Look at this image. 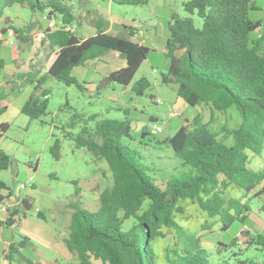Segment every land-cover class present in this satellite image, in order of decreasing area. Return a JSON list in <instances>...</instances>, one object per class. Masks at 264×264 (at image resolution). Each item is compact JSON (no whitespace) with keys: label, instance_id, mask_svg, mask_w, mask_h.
Here are the masks:
<instances>
[{"label":"trees","instance_id":"trees-1","mask_svg":"<svg viewBox=\"0 0 264 264\" xmlns=\"http://www.w3.org/2000/svg\"><path fill=\"white\" fill-rule=\"evenodd\" d=\"M110 1L121 6H141L148 0ZM14 4L25 5L32 12L46 11V18L55 20L58 26L53 31L45 27L39 32L44 34L42 45L49 49L42 68L36 67L31 59L28 70L17 75L24 84L18 87L19 92L32 86L33 93L20 108V113L31 120L46 115L48 90L43 86L48 80L83 90L71 75L72 69L114 52L124 58L125 66L110 72L99 85L117 84L126 88L149 54L147 46L135 41L138 28L132 25L123 26V34H112L105 32L98 21L95 33L81 39L72 25V7L63 0H0V21L5 8ZM182 10L195 15L201 26L196 27L190 17L170 14L163 49L169 63L161 74V82L174 85L176 96L187 106L206 107L209 120L204 122L197 112L191 121L184 119L163 142L191 172L158 183L151 173L159 171L144 164L145 157L120 141L122 137L131 138L128 119L95 121L96 115L72 113L63 128L64 137L76 149H85L94 161H104L112 185L99 193L98 209L94 212L80 208L77 203L68 204L72 213L62 244L74 262L66 264H264L240 259L242 250L232 252L228 258H212L200 240L174 217L182 203L189 202L209 217H217L221 229L226 231L234 222L246 221L250 199L264 191L263 185L250 196L264 182V167L253 170L248 165L250 155L261 156L264 152V18L250 17L251 12L260 10L257 0H188L182 3ZM10 28L21 44L35 39L30 36L34 23ZM4 32L2 29L1 33ZM1 44L0 41V49ZM4 65L0 57V70ZM15 86L8 79L2 83L0 116L8 108L5 89L12 92ZM149 88V81L140 77L131 91L143 96ZM231 109L238 115L235 129H230L227 123L212 127L214 114H225ZM91 121H95L93 127L88 125ZM77 125L80 130L76 135L68 131ZM0 127L6 130L8 124ZM146 135V131L141 132L142 137ZM58 150L56 140L50 149L53 157H58ZM9 163L10 157L0 150V171L6 170ZM232 189L239 197L228 195ZM78 193L75 190L74 195ZM9 195L5 184L0 182V207ZM18 214L16 208H6L5 215L0 217V230L15 227ZM38 217L44 219L39 212ZM167 234L171 240L157 254L154 242L165 239ZM29 242L26 236L9 242L3 254L4 264H35L23 252ZM235 245L234 241L217 243L215 250L218 253L221 247ZM246 245L264 249V235L250 236Z\"/></svg>","mask_w":264,"mask_h":264},{"label":"rangeland","instance_id":"rangeland-1","mask_svg":"<svg viewBox=\"0 0 264 264\" xmlns=\"http://www.w3.org/2000/svg\"><path fill=\"white\" fill-rule=\"evenodd\" d=\"M63 1L72 7V25L79 37L93 35L98 21L102 23V29L112 34H123V26L136 25L145 35L141 37L137 34L135 41H144L150 51L133 82L126 88L117 84L105 87L99 85L110 72L125 66L124 58L114 52L104 53L98 59L72 69L71 75L79 81L83 90L48 80L43 86L48 90L46 115L31 120L21 114L18 108L33 93L32 86L21 87V93H17L18 87L24 85L17 75L27 71L31 59L41 69L49 54L47 45H42L41 39H36L41 29L46 27L44 17L47 12H32L27 6L17 4L5 8L0 21V38H4L2 29L24 28L34 23L35 28L30 36H35V39L23 44L15 39L13 46L3 42L1 44L0 56L5 59L6 64L0 70V89L5 79L14 81L17 86L9 94L10 98H7V111L0 116V123L7 122L9 125L6 130L0 127V150L10 157L9 167L0 171V182L10 192L3 204L4 210L16 208L19 214L15 227L0 230V264L8 243L19 241L24 236L30 242L23 252L35 264L73 263L72 256L62 244V238L68 233L67 227L72 213L68 204L77 203L80 208L94 212L98 209L99 193L112 185L106 163L94 161L85 149H76L74 143L64 137L63 128L70 122L72 113L77 112L85 117L96 115L95 121L128 119L131 138L122 137L120 141L145 157L144 164L153 165L159 171L151 173L158 183L163 179L181 177L191 172L190 167L182 166L173 157L171 147L163 141L176 132L184 119L191 121L197 112L202 115L204 122L209 120L206 107L194 109L187 106L176 96L174 85H164L161 82V74L165 73L169 63L163 55V49L170 14L174 12L182 18L190 17L196 27L201 26V21L195 15H189L182 10V3L188 0H148L141 6H121L110 0ZM257 5L260 10L251 12L250 17L263 19L264 0H257ZM140 77L149 81L150 88L143 96H136L131 91V86ZM156 100L161 102L156 103ZM172 112L177 116H173ZM95 121L88 125L93 127ZM224 123L230 129L237 127L238 115L234 109L225 114H214L212 127L218 128ZM153 125H161L162 131L154 133ZM79 130L80 126L77 125L68 131L76 135ZM142 131H146L147 135L142 137ZM56 140L59 141L57 158L50 151ZM248 165L253 170L263 168L264 152L261 156L250 155ZM263 184L255 188L250 196L258 192ZM75 190L79 191L77 196L74 195ZM228 195L239 197V193L233 189ZM23 200L28 201L30 209L25 210L22 207ZM181 206V210L174 212L175 221L197 237L202 247L211 252L212 258H228L232 252L242 250L238 256L240 259L264 261V249L246 245L250 236L258 233L264 235V191L250 199V211L246 221L243 224L234 222L226 231L221 229L217 217H209L196 204L183 202ZM5 212L1 211L0 217ZM38 212L44 219L38 217ZM48 235L54 242L47 240ZM170 240L171 235L167 234L165 239L155 241L156 253L159 254L161 247ZM233 241L235 246L221 247L220 252H216L217 243L229 244ZM54 250L65 252V256L58 255Z\"/></svg>","mask_w":264,"mask_h":264},{"label":"built area","instance_id":"built-area-1","mask_svg":"<svg viewBox=\"0 0 264 264\" xmlns=\"http://www.w3.org/2000/svg\"><path fill=\"white\" fill-rule=\"evenodd\" d=\"M44 20L46 21V28L50 31L56 30L58 28L56 21L53 19H47L46 17H44ZM68 30L70 29V27L67 28ZM16 34L14 32V30L10 27L6 28L4 34H3V40L0 38V41L3 42L5 45L8 46H13L14 45V41L16 39ZM44 37L43 33H39V35L36 37V39H42ZM160 100H156V103H160ZM173 116H177V114L175 112H172ZM153 130L154 133H160L162 131V126L161 125H153ZM4 212L6 210H4L3 206L0 207V212Z\"/></svg>","mask_w":264,"mask_h":264},{"label":"crops","instance_id":"crops-1","mask_svg":"<svg viewBox=\"0 0 264 264\" xmlns=\"http://www.w3.org/2000/svg\"><path fill=\"white\" fill-rule=\"evenodd\" d=\"M134 26H136V25H134ZM104 30V29H103ZM105 32H108V31H106V30H104ZM75 32H76V29H75ZM137 33L141 36V37H143L144 35H145V33L142 31V30H140V29H138V31H137ZM78 36V35H77ZM79 37V36H78ZM81 39H85V38H82V37H80ZM143 43V45H145V43H144V41H141L139 44H142ZM146 46V45H145ZM1 48H2V46H1ZM0 52H1V49H0ZM1 57V56H0ZM2 58V57H1ZM3 59V58H2ZM4 61H5V59H4ZM33 61H34V59H33ZM6 64V63H5ZM4 68H5V65H4ZM3 68V69H4ZM21 69H25V68H21ZM28 70V69H27ZM24 71H26V70H24ZM107 76V75H106ZM123 88H125V87H123ZM6 93L8 94V98H10V91L9 90H7L6 89ZM17 93H21V92H19V91H17ZM180 101H182L180 98H178ZM183 102V101H182ZM21 104L19 105V112H20V108H21ZM0 124H8L7 122H4V123H0ZM9 126V125H8ZM7 129V128H6ZM263 184V183H262ZM261 184V185H262ZM264 185V184H263ZM49 237H47V240L50 242V240L52 241V242H54V239L53 238H51L50 237V235H48ZM46 238V237H45ZM47 242V241H46ZM51 243V242H50ZM57 250V249H56ZM55 251V250H54ZM56 252V251H55ZM58 255H64L65 256V252H62V251H60V252H56ZM60 253V254H59ZM52 260H55V259H52ZM35 262V261H34ZM2 264H4V261H2Z\"/></svg>","mask_w":264,"mask_h":264},{"label":"water","instance_id":"water-1","mask_svg":"<svg viewBox=\"0 0 264 264\" xmlns=\"http://www.w3.org/2000/svg\"><path fill=\"white\" fill-rule=\"evenodd\" d=\"M21 205H22V207H23L25 210L30 209V205H29L28 201H26V200H23V201L21 202Z\"/></svg>","mask_w":264,"mask_h":264}]
</instances>
